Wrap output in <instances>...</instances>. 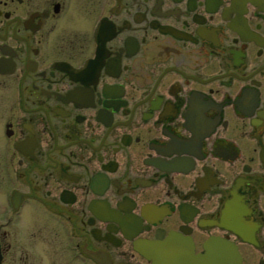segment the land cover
Masks as SVG:
<instances>
[{"label":"flooded vegetation","instance_id":"af4514ba","mask_svg":"<svg viewBox=\"0 0 264 264\" xmlns=\"http://www.w3.org/2000/svg\"><path fill=\"white\" fill-rule=\"evenodd\" d=\"M0 264H264V0H0Z\"/></svg>","mask_w":264,"mask_h":264}]
</instances>
